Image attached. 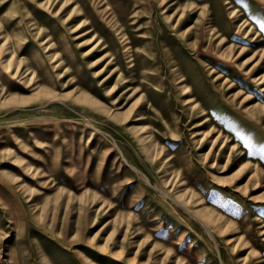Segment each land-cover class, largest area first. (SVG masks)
I'll use <instances>...</instances> for the list:
<instances>
[{"label":"rangeland","instance_id":"1","mask_svg":"<svg viewBox=\"0 0 264 264\" xmlns=\"http://www.w3.org/2000/svg\"><path fill=\"white\" fill-rule=\"evenodd\" d=\"M2 58L0 264H264V0H0Z\"/></svg>","mask_w":264,"mask_h":264},{"label":"bare ground","instance_id":"2","mask_svg":"<svg viewBox=\"0 0 264 264\" xmlns=\"http://www.w3.org/2000/svg\"><path fill=\"white\" fill-rule=\"evenodd\" d=\"M169 48V47H168ZM181 49V48H180ZM166 50V49H165ZM30 51V50H29ZM13 53H11V55H12ZM181 56V55H180ZM189 58V57H188ZM3 59V58H2ZM1 59V61L0 62H3L4 63V59L2 60ZM191 61V60H190ZM32 62V61H31ZM44 62V61H43ZM36 63V62H35ZM152 63V62H151ZM18 64H19V62H18ZM32 64H34V63H32ZM43 64V63H42ZM155 64V63H154ZM154 64H152V65H154ZM186 64V63H185ZM184 64V65H185ZM158 65V64H157ZM9 66V64H7V61H6V63H5V68H7ZM181 66V65H180ZM29 67L27 66V67H25V71L28 69ZM157 70V69H156ZM0 72H1V74H2V76L3 77H6V75L4 74V73H2V70H0ZM185 74V73H184ZM189 74V73H188ZM197 74H198V72H197ZM199 75V74H198ZM188 78V77H187ZM187 78H186V82H187ZM192 80V79H191ZM201 81V80H200ZM28 83V82H27ZM193 83V82H192ZM194 84V83H193ZM29 86H31V85H33V84H28ZM27 85V86H28ZM198 86V85H197ZM202 86V85H201ZM166 87V86H165ZM25 88V87H24ZM167 90V89H166ZM185 90V89H184ZM188 93V92H187ZM161 94V93H160ZM160 96V95H159ZM215 101V100H214ZM191 102V101H190ZM215 102H217V101H215ZM143 110V109H142ZM123 154V153H122ZM1 218V217H0ZM13 253V252H12ZM12 257H14V256H12ZM220 260V259H219Z\"/></svg>","mask_w":264,"mask_h":264}]
</instances>
